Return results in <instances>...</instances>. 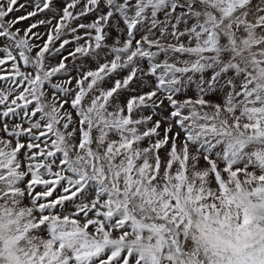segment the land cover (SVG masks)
<instances>
[{
	"label": "snow or ice",
	"instance_id": "6c2138e0",
	"mask_svg": "<svg viewBox=\"0 0 264 264\" xmlns=\"http://www.w3.org/2000/svg\"><path fill=\"white\" fill-rule=\"evenodd\" d=\"M0 264H264V0H0Z\"/></svg>",
	"mask_w": 264,
	"mask_h": 264
}]
</instances>
